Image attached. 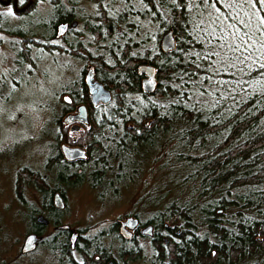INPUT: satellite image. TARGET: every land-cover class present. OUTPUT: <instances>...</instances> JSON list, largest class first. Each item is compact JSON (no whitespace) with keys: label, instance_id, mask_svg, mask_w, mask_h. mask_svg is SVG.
<instances>
[{"label":"trees","instance_id":"obj_1","mask_svg":"<svg viewBox=\"0 0 264 264\" xmlns=\"http://www.w3.org/2000/svg\"><path fill=\"white\" fill-rule=\"evenodd\" d=\"M116 9L112 18L101 8L90 11L100 25L88 30L101 42L92 61L114 94L88 129L99 137H78L94 154L87 161V168L94 169L76 171L62 159L55 143L62 137L59 129L46 172L36 175L22 165L15 178L17 191L31 183L39 194L32 203L19 192V200L26 228L43 235L39 246L49 256L44 264H106L111 254L104 244L124 242L115 230H98L78 240L72 250L68 230H46L37 223L35 214L42 210L47 226L60 220L51 205V191L58 183L75 185L85 179L94 188L116 194L119 186L139 185L142 164L166 150L168 162L161 170L169 171L163 177L168 185L141 198V207L152 215L157 212L152 222L187 220L191 230L178 240L170 236L148 257L138 255L140 263L264 264V0H120ZM29 26L31 30L23 32L1 24L0 32L49 37L46 25ZM167 28L174 32L176 49L163 53L158 42ZM18 43L21 48L14 47L18 55L13 62L20 68L19 60H28L29 48ZM66 45L76 46L71 40ZM138 63L157 68L153 94L141 89ZM52 92L60 109L69 108L65 94L70 103L88 100L81 73ZM132 117L139 119L132 130L143 132L122 139L116 133L102 135L128 130L125 124ZM53 121L58 128V118ZM141 121L147 125L140 126ZM100 160L102 170L97 171Z\"/></svg>","mask_w":264,"mask_h":264},{"label":"rangeland","instance_id":"obj_2","mask_svg":"<svg viewBox=\"0 0 264 264\" xmlns=\"http://www.w3.org/2000/svg\"><path fill=\"white\" fill-rule=\"evenodd\" d=\"M116 1L114 0L113 4L115 11L120 3V0H118V4H116ZM31 16L30 21L38 19L36 11ZM26 29L31 30L29 23ZM0 38H2V42L0 41V73L2 70L4 71V76H2L4 83L0 80V264H44V257L48 258L49 256L47 252L42 250L41 246H38L30 254L20 255L18 252L25 225L20 214L21 205L15 197L18 194L15 178L20 176L19 173L22 169L19 168L22 165L28 166L32 170L31 172L36 175L39 172H44L45 164L49 161L47 158L55 153V148L51 146L54 142L52 133L57 127L53 117H57L61 109L57 102H53V99L56 100L57 93L52 92V90L58 87L57 84L60 81L72 79L75 71L79 69V62L81 61L71 59L69 56H65L63 52L48 54L34 49L29 53L26 63L22 62V67L30 65L32 68L28 72L32 76H28L26 80L23 78L26 75H20L21 72L17 70L11 71L13 67L9 59L11 55L9 40L12 37L0 32ZM28 44L31 43L25 42L24 48ZM18 46L20 47V45ZM52 55H55L54 59ZM4 56L6 57L4 58ZM30 61L32 64H30ZM9 71L12 74H9ZM17 80L18 82H15ZM58 121H60L59 118ZM58 126L62 128L61 123ZM65 137L66 133L64 132L63 138ZM165 161L166 158L163 162ZM160 175L167 178L169 171H156V176L159 177ZM21 184V180L17 181V187ZM63 185L66 207L63 210L64 212L59 214V218L62 222H67L74 228L89 224L84 226L89 229L86 233L91 236L101 228L102 230H108L106 227H98L104 225V223L99 222L93 225L91 223L99 221L103 217H105L103 220L113 221L115 217L124 213L127 214L130 206L126 204L124 198L136 191L134 185H129L121 190L120 195L112 194L111 197H106L111 202L108 205L105 204L101 213H98V203L94 198V194L85 184L77 186L63 183ZM19 192L27 195L32 200L30 202H38V195L31 183L25 185ZM116 199L119 201H116ZM107 200H103L102 203L108 202ZM15 210L16 214L14 213ZM87 212L92 215L91 218L85 216ZM149 214L150 211L144 209L142 216L145 217ZM46 230H49V228H46ZM105 241L107 242V239ZM116 245V241H112L109 242V245L105 243L104 248H107V251H112V255L117 256L116 247L121 246ZM153 245L156 249L160 247L156 240H154ZM124 246L128 247V244L124 243ZM144 248L147 251L150 250L148 244L144 245ZM123 254L115 257L118 261L116 264H131L138 259L132 254ZM144 254L148 255L146 251ZM112 255L110 257H113Z\"/></svg>","mask_w":264,"mask_h":264},{"label":"flooded vegetation","instance_id":"obj_3","mask_svg":"<svg viewBox=\"0 0 264 264\" xmlns=\"http://www.w3.org/2000/svg\"><path fill=\"white\" fill-rule=\"evenodd\" d=\"M114 0H0V25L5 24V23H14L17 24L19 21H25L29 16H31L32 13H37L38 19L36 20V23L43 24L44 26H48L51 30V37L54 36L56 27L59 23L65 22V29H64V34L61 35L57 40L52 41L48 40L46 41L47 43L43 42L44 44L41 45L42 48H52V46H59L61 48V51L65 53V56H69L71 59H81L82 57L87 58L88 60H92L98 57L97 50H100V42L95 39L93 35L90 34V31L88 28L92 25L98 27L100 23L98 22L97 19V14H91L90 11L96 10L98 8H101L103 11H105L107 17L113 16L112 11L114 10L113 7ZM20 17V19H18ZM110 18V19H111ZM26 22H33L30 21V19H27ZM98 31V30H96ZM91 37V39H90ZM29 40V39H28ZM68 40H71L75 43V47L69 48L66 43ZM31 40L28 41V43H33L30 42ZM91 41V42H90ZM91 46V50L90 47ZM27 47V45H26ZM92 50H95L94 53H92ZM29 53V52H28ZM103 53V52H102ZM105 53V52H104ZM103 53V54H104ZM87 64H91V62H88ZM138 63L136 65H139ZM137 72V71H136ZM139 76V80L142 79L143 73L137 72ZM102 82V81H101ZM103 83V82H102ZM104 84V83H103ZM105 86V84H104ZM106 87V86H105ZM107 88V87H106ZM108 89V88H107ZM110 90V89H108ZM111 91V90H110ZM112 92V91H111ZM138 95V93L136 94ZM85 103V102H84ZM76 105V104H75ZM88 111V124H84L83 122H79L81 127L79 128V131L77 134L74 136V132H69L68 131V125L63 126V129L65 130L66 136H71V138H77L84 136L83 138H87L89 136L96 137L98 136L92 131H89L88 129L91 128L92 126L96 125V119H97V112L104 107V105H101V103L93 104L88 100V102L85 103ZM75 109V108H74ZM73 109V111H74ZM71 111V112H73ZM96 113V115H95ZM136 122H139V119H136L135 117L131 118V121H128V123L125 124V127L128 130H111L107 131L105 133H102L103 136L107 137H114L116 133V137L118 139H122L124 135L130 134V135H138L140 132H143V129H134V126ZM144 124L147 125L146 122L141 121L140 126H144ZM145 127V126H144ZM116 131V132H115ZM75 138V139H76ZM90 143V142H89ZM92 144V143H91ZM69 145H79L81 147H85L87 150L88 158L85 160L81 159H75L74 161L71 162V165L76 168V171H81L82 170L84 173H87L89 170L87 166H89L88 162L94 154L92 152H89L88 148L85 146L86 143H81V144H69ZM60 153V152H59ZM62 157V156H61ZM102 160H100L97 164L96 170H102L100 167L102 165ZM134 167H132L133 169ZM94 167H91L89 171H92ZM132 169L130 170L132 173ZM88 171V172H89ZM85 180V179H84ZM83 180V181H84ZM136 192V191H135ZM113 192H108L106 188H100L98 190V195L97 198L101 201L107 200V198L111 197ZM114 195V194H113ZM107 197V198H106ZM142 198L141 194H138L135 196L134 201H139ZM139 208H132L131 210L128 211V213H124L123 215H119L117 217H125L127 215H133L136 216L139 221L138 225L133 229L134 230V239H129L126 241L125 244H128V247L125 246L123 249L124 253L126 255H134L138 256L140 255L139 251L143 249V245L147 244L146 239H141L140 240V235H138L141 227L144 224L151 223L152 224V234L150 238H153V240L158 241L159 245H162L163 242L162 240H167L169 239L170 236H175L176 239L178 240L179 236L183 235V231L185 230H191L189 223L191 224L190 221L187 220H178L176 219L175 221L169 222V221H159L157 222H146L147 219H158L157 218V212L154 213L153 215L151 214L146 220L141 221L140 220V210ZM161 213L162 210H160ZM87 218H91L92 215L90 213L86 214ZM187 221V222H186ZM112 224L114 226L112 228H108V230H117V223L114 221ZM158 224V225H156ZM86 225V224H85ZM51 230H71V227L66 228V229H59L57 227V224L55 226H52ZM75 230H89L86 226H77V227H72ZM29 230H33V228H28ZM99 230H102L99 229ZM79 239L78 240H85L86 236L83 233L79 234ZM140 241V242H138ZM130 247V248H129ZM155 250H158V248ZM112 255V251H108ZM135 252V253H134ZM134 253V254H133ZM124 256V254H123ZM111 258V257H110ZM98 259V255L95 256L94 260ZM108 261V260H107ZM134 262V261H133ZM131 264H141L139 262H134ZM107 263V262H106ZM92 264V263H91ZM113 264H116L113 260Z\"/></svg>","mask_w":264,"mask_h":264},{"label":"water","instance_id":"obj_4","mask_svg":"<svg viewBox=\"0 0 264 264\" xmlns=\"http://www.w3.org/2000/svg\"><path fill=\"white\" fill-rule=\"evenodd\" d=\"M64 31V24H59L57 26V33L56 35H59L63 33ZM176 43V38L174 36L173 31L170 28H167L164 30L159 38V47L164 50L168 51L174 48ZM89 72H86L83 77V81L86 85L87 91L89 93V100L93 104H96L98 101H101L102 103H107L111 99V93L110 91L103 86V84L93 79V67H89ZM138 71L144 72L145 76L140 80V86L144 91L151 92L154 90L156 85V78H155V69L150 64H140L138 65ZM65 123H71L69 130H77L79 127V124L74 122V120L81 121L83 123H88L87 119V109L84 104H79L76 107V111L72 113L66 114L63 119ZM60 151L63 155V157L68 160L72 161L75 159H86L87 153L85 148H80L76 146H69L64 143L60 144ZM51 204L57 209H64L65 202L62 198V195L58 191H54L51 196ZM36 222L39 224H46L47 218L39 213L35 217ZM138 220L134 217H127L125 220H120L119 225V233L124 238H130L131 232L129 230H126L127 228L125 225H127L130 228H134L137 225ZM60 228H67L68 224H61L59 225ZM151 225L144 226L140 232L141 233H151ZM71 233L69 234V241L70 245H74L75 238L78 234L76 230H71ZM40 239V236L36 234V232H28L22 241L21 244V252L30 251L34 249L36 246L37 241ZM108 264H111V261L108 262Z\"/></svg>","mask_w":264,"mask_h":264},{"label":"bare ground","instance_id":"obj_5","mask_svg":"<svg viewBox=\"0 0 264 264\" xmlns=\"http://www.w3.org/2000/svg\"><path fill=\"white\" fill-rule=\"evenodd\" d=\"M173 31V30H172ZM174 33V32H173ZM161 49V48H160ZM176 49V43H175V46H174V48L173 49H171V50H168V51H164V50H162L161 49V51L163 52V53H167V52H171V51H174ZM142 64H148V63H142ZM150 65H152V64H150ZM153 67H154V69H155V78H156V85H155V88H154V90L153 91H151V92H147V91H144L142 88V91H144V92H147V93H154L155 91H156V89H157V86H158V80H157V68L154 66V65H152ZM138 72H141V73H144V72H142V71H138ZM103 84V83H102ZM104 85V84H103ZM105 87V86H104ZM106 88V87H105ZM110 91V90H109Z\"/></svg>","mask_w":264,"mask_h":264}]
</instances>
